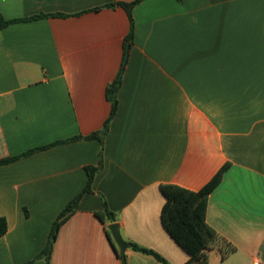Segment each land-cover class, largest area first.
I'll use <instances>...</instances> for the list:
<instances>
[{"label": "crops", "instance_id": "crops-1", "mask_svg": "<svg viewBox=\"0 0 264 264\" xmlns=\"http://www.w3.org/2000/svg\"><path fill=\"white\" fill-rule=\"evenodd\" d=\"M134 0H0L17 22L0 30V264H47L53 225L102 168L60 226L50 264H127L189 255L168 234L161 185L197 192L228 165L207 222L236 247L209 264H264V0H143L111 113ZM109 5H115L110 7Z\"/></svg>", "mask_w": 264, "mask_h": 264}, {"label": "trees", "instance_id": "trees-1", "mask_svg": "<svg viewBox=\"0 0 264 264\" xmlns=\"http://www.w3.org/2000/svg\"><path fill=\"white\" fill-rule=\"evenodd\" d=\"M142 1L143 0H134L131 3L117 4V6L124 8L127 12L130 19L131 28L124 42V54L121 67L114 81L107 89V99L111 104L110 116L107 119L102 131L94 133L86 139L99 138L101 143H103L109 132L110 124L117 113L119 104L118 94L122 85L123 75L129 61L131 47L134 42L135 22L133 18V10ZM109 6L114 7L115 5ZM38 18L40 17L38 16L28 19L6 21L0 14V30L9 26L10 24L36 20ZM102 155L103 150H101L100 153V162L98 167H89L87 169L89 173V180L86 188L65 207L54 223L47 248L42 253V256L47 261V264H50L53 246L60 226L74 212L81 198L85 194L91 193V185L94 176L102 168ZM13 160L14 159L2 160L0 161V165ZM228 167V165H225L205 187L197 192L190 191L173 184H164L160 186V189L165 197V204L161 212L162 224L168 234L189 255V260L186 264H209V252L213 250L218 251L221 259L227 258L237 250L234 245L222 237L207 222L209 195L221 183ZM104 204L105 211L97 214V217L102 222H116V216L107 209L106 203ZM6 231L7 222L4 218H0V236L4 235ZM132 249L142 254L152 256L162 264H170L164 257L154 250L144 248L136 244H132ZM122 264H127L125 258H122Z\"/></svg>", "mask_w": 264, "mask_h": 264}, {"label": "water", "instance_id": "water-1", "mask_svg": "<svg viewBox=\"0 0 264 264\" xmlns=\"http://www.w3.org/2000/svg\"><path fill=\"white\" fill-rule=\"evenodd\" d=\"M108 229L112 234L113 240L119 250L120 255L124 258L126 250L131 247V244L125 241L124 238L122 237L118 223H112L111 225L108 226Z\"/></svg>", "mask_w": 264, "mask_h": 264}]
</instances>
